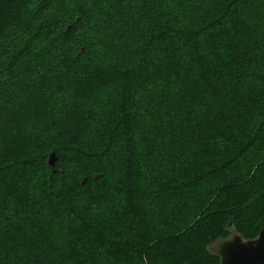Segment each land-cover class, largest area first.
<instances>
[{"label": "trees", "instance_id": "16d2710c", "mask_svg": "<svg viewBox=\"0 0 264 264\" xmlns=\"http://www.w3.org/2000/svg\"><path fill=\"white\" fill-rule=\"evenodd\" d=\"M263 228L264 0H0V264H221Z\"/></svg>", "mask_w": 264, "mask_h": 264}, {"label": "water", "instance_id": "95a60500", "mask_svg": "<svg viewBox=\"0 0 264 264\" xmlns=\"http://www.w3.org/2000/svg\"><path fill=\"white\" fill-rule=\"evenodd\" d=\"M57 159L56 153L53 152L49 156V166L55 167ZM223 256L222 264H264V228L255 240H237L229 244L223 251Z\"/></svg>", "mask_w": 264, "mask_h": 264}, {"label": "rangeland", "instance_id": "374dc122", "mask_svg": "<svg viewBox=\"0 0 264 264\" xmlns=\"http://www.w3.org/2000/svg\"><path fill=\"white\" fill-rule=\"evenodd\" d=\"M3 105H1V107H3ZM237 240H240L241 242H246L247 240H244L241 236L232 233V235L227 238V239H219L217 240L215 243H213L208 249L210 251L211 254L219 256L220 257V261L222 264L223 261V251L227 248V246L233 242H236Z\"/></svg>", "mask_w": 264, "mask_h": 264}]
</instances>
